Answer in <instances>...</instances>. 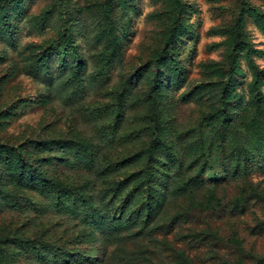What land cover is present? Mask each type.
<instances>
[{"label": "rangeland", "instance_id": "obj_1", "mask_svg": "<svg viewBox=\"0 0 264 264\" xmlns=\"http://www.w3.org/2000/svg\"><path fill=\"white\" fill-rule=\"evenodd\" d=\"M0 264H264V0H0Z\"/></svg>", "mask_w": 264, "mask_h": 264}, {"label": "trees", "instance_id": "obj_2", "mask_svg": "<svg viewBox=\"0 0 264 264\" xmlns=\"http://www.w3.org/2000/svg\"><path fill=\"white\" fill-rule=\"evenodd\" d=\"M151 121H156L154 118H152V120ZM156 135V134H155Z\"/></svg>", "mask_w": 264, "mask_h": 264}]
</instances>
